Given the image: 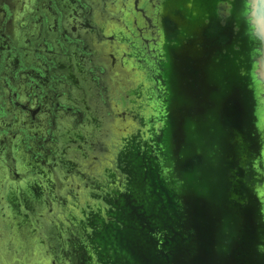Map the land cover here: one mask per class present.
I'll return each instance as SVG.
<instances>
[{"label":"rangeland","instance_id":"374dc122","mask_svg":"<svg viewBox=\"0 0 264 264\" xmlns=\"http://www.w3.org/2000/svg\"><path fill=\"white\" fill-rule=\"evenodd\" d=\"M2 1L13 6L14 22L10 25L11 19L3 17L5 12L0 9V32L9 37L4 40L0 36V50L6 48V44L9 46L5 49L7 54L0 51V102L11 115L9 121L3 123L17 133L24 128L32 134L26 141L28 149L22 141L24 136L16 143L24 156L21 164L24 167L39 164L44 169L39 177H28L24 182L36 184L41 181L58 201L48 207L44 205L40 212V224L45 219L51 220L49 228L43 226L40 230L42 233L37 228L41 237L53 241L52 247L56 243L60 245L61 256L68 255L80 264L92 248L97 250L96 243L111 241V234H119L130 225L131 209L139 212L137 204L140 202L136 198L140 192H145L146 177L156 164V172H160L158 179L167 180L169 188L180 193L179 202L183 205L178 207L184 209L180 210L181 221L175 224L164 216L173 232L170 234L164 228L163 218L162 226L153 225L151 221L147 227L144 216L140 229L135 227L138 224L134 219L135 233L138 231L134 235L136 242L140 241L141 233L148 236L143 244L147 255L142 256L156 264H255L251 261H254L253 257L250 261L246 257L243 262L242 259L237 262L236 258H239L233 250L226 249L215 255L218 244H214L213 229L218 223L215 214L218 173L224 170L225 181L227 178L231 186L237 184L239 187L244 185L243 177L257 173L258 164L251 165L244 155L237 161L236 157H225L227 148L221 154L222 147L217 149V140L220 133L236 132V125L245 128L246 138L250 137L251 128L258 134L259 129L254 123L257 118L242 117L236 109L243 113V108L252 99L257 107V100L264 94L255 91L259 90L257 86L250 92L246 89L251 85L245 86L264 74V0H215V9H207L204 15H201L204 7L200 0L197 3L193 0H83L88 4L87 8L80 0H57L63 12L59 17L54 15L48 0ZM42 11L49 17V21L42 19L45 24L38 19ZM190 15L195 25L187 31L184 18H190ZM58 19L60 28L54 23H58ZM211 26L214 28L206 37L204 30ZM99 29L112 36V40L100 39ZM61 31L85 41V50L91 51L89 72L98 67L102 70L101 75L96 72L98 82L96 78L92 82L85 72L86 64L81 61L76 48L69 52L70 56H64L67 52L44 46L58 41ZM34 42H37L36 46ZM134 49L139 57L130 54ZM38 51L58 64L55 73L65 74L70 81L67 79V83L61 84L52 80L49 66L44 68L47 74L39 75L41 88L30 89L32 66L44 67L45 63L37 56ZM243 53H246L244 57ZM10 56H14L12 61L3 64L4 57ZM213 60L215 66L210 65ZM21 64L24 68H20ZM220 79L222 89L218 90ZM237 79L238 83H232L228 93L224 85ZM4 80L17 87V96L13 97L14 89H8ZM237 90H246L247 96L241 92L243 95L233 99L238 95ZM220 93L222 99L229 95L232 104L222 103V100L219 103ZM61 101L73 104L80 114L65 110L54 113L55 104ZM37 109V113L31 114ZM58 114L61 121H58ZM166 115L169 121L171 119L170 123ZM110 120L113 123L106 129ZM51 129L55 138L47 139ZM255 144L258 146L257 142ZM3 147L0 143L1 151ZM241 150V154H248L252 159L253 153L247 148ZM255 152V159L259 156L260 162V151ZM6 155L1 156L4 162L8 159ZM262 159L264 161V156ZM24 182H19L18 188ZM139 183L141 187H138ZM262 187L264 190V181ZM23 189L28 200L37 205L39 199H32V193ZM155 190L159 191L158 188ZM130 197L135 203L129 204L136 208L121 206V202L125 203L124 199ZM253 199L255 201L253 194L250 197L242 194L239 208L245 217L252 216ZM231 204L230 201L224 205L229 214ZM56 206H61V216ZM85 207L96 210L94 215L88 211L86 216L91 218L87 236L81 232ZM262 224L261 219L256 222L252 233L256 234ZM189 236L196 239L193 251L187 258L180 259L184 244L190 242ZM116 238L114 236L115 241ZM16 239L24 241V235L16 233ZM81 239L87 249L82 246L78 250ZM167 239L174 241L171 251L166 247ZM248 247L244 251L251 250L252 246ZM4 254L0 255V264H11ZM16 255L23 254L16 250ZM134 257L137 263L141 259Z\"/></svg>","mask_w":264,"mask_h":264},{"label":"water","instance_id":"95a60500","mask_svg":"<svg viewBox=\"0 0 264 264\" xmlns=\"http://www.w3.org/2000/svg\"><path fill=\"white\" fill-rule=\"evenodd\" d=\"M195 3L198 2V0H193ZM200 5L202 7H204L203 11L201 12V15L206 13V10H213L214 8V3L215 0H200ZM120 15V14H119ZM109 16L112 17V13H109ZM191 16V15H190ZM185 25H186V29L191 30L194 25V19L191 16L190 18L185 17ZM214 19H212L213 21ZM214 23L216 22V20L213 21ZM211 24V22H210ZM227 26V25H226ZM213 26L206 28L204 30L205 36L209 37L210 33L213 30ZM234 45V43L232 44V46ZM250 52V51H248ZM238 55V54H237ZM246 55V53H243L242 56L244 57ZM111 58V57H110ZM219 60H224V58H218ZM247 60L250 62L249 56L247 55ZM249 62H247L246 64H249ZM208 63V62H207ZM206 63V64H207ZM211 66H215L216 62L213 60L210 62ZM264 73V72H263ZM264 75V74H263ZM261 77H256L253 79V77H250V83L247 84L245 83V86L248 87L251 85V87L247 88L246 90H255L254 88L257 86L258 87V91L255 90L258 94H260L261 91L264 92V76ZM236 77H240V75L238 76V74H236ZM161 77H159L160 79ZM230 78V77H229ZM229 80V79H228ZM247 82H249V80H247ZM222 80L220 79L219 82L217 83V89H222L221 84ZM234 84L238 83V79L237 80H233L232 82L229 81V83H227L226 85H224V87H226L228 90L229 88ZM236 87V86H235ZM242 90V89H240ZM245 90V92H246ZM220 92V91H219ZM242 92V91H241ZM237 90V96L233 99L237 100L239 98L240 95H243L242 92ZM250 92V91H249ZM55 94V92H53ZM228 93H230V90L228 91ZM222 95L223 94H218L219 97V103H225L228 102V104L230 105V103L232 104V98L229 95H226V98L222 99ZM245 95L247 96V93H245ZM251 97V96H250ZM261 101L258 102V101ZM259 100H257L256 103H258L257 107H255V100H251V102H249V104L247 103V106L244 107L243 109H245L244 111H242L243 113L240 112L241 109H236L237 112L243 117H253V118H257L255 123V126L258 127L259 131L258 134L257 133H253V129L251 128V130L248 132V134L250 135V137H244L245 134H247L245 128L243 126H237L236 128H238L236 130V132L234 131L233 133H229V134H225L223 133L221 135V133L219 134L218 140H217V149L219 148V146H221L222 148L220 149V153L222 154V150H224V148H227V150H224V155L225 157H229L232 156L233 158H237L236 160H240V157H242L243 155L246 157V159L250 160L252 163L251 165L256 166L255 172H257L256 174L254 172H251V174L245 178H244V185L239 187L237 184L236 186H231L230 182H227V178L225 181V172L223 170L222 173H218V177H217V193H216V203H215V208H216V217L218 218V223L216 224V226H214L215 228L213 229V236L214 238H216V241H214V244H218V247L215 246L214 249V253L215 255H220L222 254L224 251H226V249L228 250H233L235 256H238L239 259L236 258L237 262L238 260L242 259L243 260L246 258L247 261H250V259L253 257L255 258L254 261L253 259H251V261L255 264L260 263V264H264V260L261 258H264V190L262 187V183L264 181V175L262 173H264V161L262 159V157L264 156V94L262 93V95L260 96ZM227 104V105H228ZM57 105V104H56ZM226 105V104H225ZM57 108V106H54ZM39 110V109H38ZM54 113L56 112H60L61 111V107H59L58 109H54L52 110ZM37 113L38 111L35 110L34 112L31 111V114ZM59 115V120L61 121V115ZM239 116V117H241ZM167 121H169V117H167ZM171 122V119L169 121V123ZM250 122V121H249ZM111 123H113L112 120H110V122L107 123V126L105 127L107 129V127H109V125L111 126ZM168 123V122H167ZM168 123V124H169ZM251 123V122H250ZM239 124V123H238ZM51 128V127H50ZM246 133H244V132ZM48 137V135H47ZM15 139V138H14ZM18 141V139L16 141L13 140V144L11 146H9L8 149V156L12 157L17 154V157L19 158V162H18V166L21 168V161L22 159H24L23 154L21 153L20 150V145L16 144ZM261 141V142H260ZM257 142L258 146L255 144ZM247 148V151H250V153H253V157L252 159H249V155L247 154H241L242 150L241 149H245ZM255 150H258V152L260 151V155H261V161H259V156L257 159H255L257 157V153L255 152ZM262 151V154H261ZM218 156V154H217ZM9 157H8V161H9ZM219 158V157H218ZM6 162V161H5ZM156 164L153 165V169L148 173V176L146 177L147 180L145 181V192L144 193H139L138 198H136L140 203L139 205L137 204V209L139 210V212L136 211V209L133 208V210L131 209V217L132 220L130 221V225H128V227H124L123 231H120L119 234L117 232V234H111V241L109 240H105L102 243H96V249L92 248L91 252H88L87 255L90 257L86 258V257H82V262H79L80 264H156V262H153L152 259H146L144 258L145 252V248L143 246L144 242L146 244V239H148L147 235H143L142 233L139 235V239L140 241L135 240L134 235H136L138 233H135L136 229L133 227L134 224H132L135 221L137 222V226H135L137 229L139 228V225L142 223L143 224V217L145 216L147 218V220L145 221L147 223V227L150 226L149 222L152 221L153 225L158 223L159 225L162 226L161 223H163L165 220V217H167V221L171 222L172 224L176 223V221H181L180 218V210L184 209L179 208L178 205H183V203L179 202V199H181V195L177 194L175 191H173L172 189L169 188V184L167 182V180H159L158 179V172H156L155 169ZM7 167V166H6ZM5 166L2 167V169H6L8 176H5L4 179H0L2 181V190H4V188L7 186V182L9 183V181H12L13 178L11 176V169L10 167H13V162L10 161L9 162V167L6 168ZM241 173V170H239ZM262 171V173H261ZM20 175L17 177H14V180L20 181V180H25V178H27L28 176L26 174H24L23 171H20ZM238 173V172H237ZM239 174V173H238ZM240 175V174H239ZM18 178V179H17ZM241 178V177H240ZM239 178V179H240ZM239 179L237 180V182H239ZM53 180L55 181V179L53 178ZM145 180V179H144ZM57 182V180H56ZM143 182V181H142ZM61 185V184H60ZM228 185H230V187H227ZM138 187H141V183L138 184ZM155 188H158L159 191H156ZM31 190V189H30ZM30 193V192H28ZM242 194H245L246 197H250V194H253L255 196V201L253 199L252 201V205L250 206L251 209V214L252 216L249 217H245L244 213L242 212L241 208H239V205H241L242 202ZM134 199V198H133ZM132 199V197H130L128 200L124 199L125 203L122 201L121 202V206H124L125 208L129 207L132 205L133 207L136 208V206H134L133 204H129V202H134L135 201ZM231 201V214H229V210L224 209V205L226 203H230ZM177 207V208H176ZM230 208V207H229ZM56 209L58 210V213L61 216V206H56ZM48 212V211H46ZM45 213V212H43ZM165 216V217H164ZM136 217V218H135ZM228 217H232L228 218ZM163 218V220H162ZM250 218H252V220H250ZM48 219V218H47ZM229 219H231V224H229ZM263 221L262 224V228L256 232V234H253L252 231L255 228V224L256 222H258L259 220ZM46 220V219H45ZM43 222L42 226L35 224V226H38L35 228L36 233L37 232V228L39 229V232L42 233L40 230H42L41 228H49L50 225H48V222H51V220L49 221H45ZM149 220V221H148ZM248 220H250L249 222H247ZM1 221V220H0ZM162 221V222H161ZM167 221L165 220L164 222V228L166 230H169V234L173 233L170 230V226H168ZM228 221V222H227ZM145 223V224H146ZM45 224V225H44ZM60 224V223H58ZM44 226V227H43ZM61 226V224L59 225ZM55 228V226H53ZM4 228L2 227V224L0 222V240L3 239L4 237V233L6 232V230H3ZM140 229V228H139ZM17 231V235H24V241H19V245H24L26 247V244L28 243V246L25 249V255L23 254L21 259L22 261H19L17 264H25V261L28 260L29 264H41V263H45L46 264V259L49 257L50 260L53 256V252L49 251L48 246L51 245L50 240L47 237L42 236L41 234L38 233L40 236H30L28 238V241H26V235L24 234L25 231H27V227H25V225H18V228H16ZM154 231V230H152ZM135 233V234H134ZM37 235V234H36ZM114 236H116V241L114 240ZM145 236V237H144ZM38 238H42L43 240H41V243L38 241ZM99 238V237H98ZM142 238V239H141ZM189 240L190 242H188V244H184L185 248L183 249V256H180V259H185L189 256V254L193 251V243H196V239H193V236L190 237L189 236ZM185 241V240H183ZM112 242V243H111ZM40 243V244H39ZM110 243V246H107V244ZM168 243V244H166ZM174 241L170 239V241L167 239V241H165V244L167 245L166 247L171 251L173 246ZM95 244V243H94ZM248 246H252L251 250L250 249H246V251H244V248H249ZM143 248V249H142ZM260 250V251H259ZM175 251V250H173ZM247 252V253H246ZM256 252V253H255ZM261 253L260 256L258 258V253ZM84 253V252H83ZM134 255L138 258H141L138 263L136 258L134 257ZM147 255V253L145 254ZM68 255H64V258H67L66 262H69L71 264H78L75 262L74 259H71V261H69V257H67ZM43 260V261H42ZM136 262V263H135ZM245 262V261H244ZM47 264H54L52 261L47 263ZM241 264V263H239Z\"/></svg>","mask_w":264,"mask_h":264},{"label":"flooded vegetation","instance_id":"af4514ba","mask_svg":"<svg viewBox=\"0 0 264 264\" xmlns=\"http://www.w3.org/2000/svg\"><path fill=\"white\" fill-rule=\"evenodd\" d=\"M50 3V7L53 10V13L56 17L61 16V8L59 6V2H57V0H48ZM17 2V1H16ZM80 3L83 4L84 8H87L88 4H86V2H84L83 0L79 1ZM18 5V4H17ZM16 5V7H17ZM0 9L3 10V12H5V16L8 19H13L12 16V10H13V6H11L9 3L0 0ZM43 14L42 16H39V20L42 19H46L49 21V17L47 16V14L42 11ZM45 14V16H44ZM16 21V20H15ZM42 22H44V20H42ZM13 21L10 22V25L13 26ZM56 27L59 24V19H58V23L57 21L54 22ZM45 24V22H44ZM89 27V26H88ZM44 28V27H43ZM58 28H60L58 26ZM60 30V29H59ZM44 33V32H42ZM99 37L100 39H107L106 41H108L109 39L112 40V36L109 35H105L103 33H101V30H98ZM59 38L58 41L56 40L55 43H49L48 44H44V46L46 48L49 49H53V48H58L59 50H62L63 52H67V54H65L64 56H70V53L72 49L76 48L78 53H80V58H82V62H84L86 64V73L89 76V78H91L92 82L94 81V78H96V82H98V74L96 72H98L100 75L102 74V70L100 67H98V69H90L89 72V58L91 57V54L89 50H85L86 46H85V41L81 38H76L75 37H71V35H69L68 33H63L58 32ZM0 36L2 38H4V40L9 39V37L6 34H2L0 32ZM105 36H109V37H105ZM0 37V38H1ZM13 37V34H12ZM42 40V39H41ZM109 40V41H110ZM37 42H34L33 44L36 46ZM74 46V47H73ZM9 46L8 44H6V48L3 47L0 51L5 52L7 54V51L5 49H8ZM56 48V49H57ZM55 50V49H53ZM0 52V53H2ZM131 52V51H130ZM132 54V53H130ZM124 55L127 57L128 56L124 53ZM129 55V54H128ZM133 56L136 55L137 57H139L140 55L138 54H132ZM27 56H30L29 53H27ZM37 56L41 57L42 60H44L45 63H43L44 67H40L39 65H35L32 66V74L30 75V81H29V87L30 89H35V88H41V86H39V83H41L39 81V75H44L47 74V70H45L44 68H48L50 66L51 72L53 73L51 75V79L52 80H56L59 83H67V79L70 81L69 77H67L65 74L64 76H61L59 74V72L55 73V71L57 70V68L59 67L58 64L55 61H49L48 58L49 56L46 54L42 55V51H38ZM14 56H10L8 58L3 59L2 63L6 64L12 61ZM131 57V56H130ZM134 58V57H133ZM1 61V59H0ZM125 62V61H124ZM20 68H24L23 64L20 65ZM77 67H79V65L76 64ZM100 66V65H99ZM31 67V66H30ZM102 67V66H101ZM20 73V72H19ZM19 73L16 74V76H19ZM38 75V76H36ZM61 73V72H60ZM55 74V75H54ZM36 76V77H35ZM38 83V84H37ZM4 85L8 88V89H14L13 90V97L17 96L19 94V91L17 89L16 86H14L9 80L7 82H5L4 80ZM74 85V84H73ZM57 104V105H56ZM55 106H57V109L59 107H61V110H65V111H76L74 108V105L71 103H67L64 101H61L60 103H56ZM38 111V109H37ZM36 113V112H35ZM77 114H80V112L78 113L76 111ZM11 118V115L9 114V112L7 111L5 105H3L2 102H0V143H3L4 147L3 150H0V161L2 163V166L4 167H9V162L12 161L13 162V167H10L12 173L11 176L13 178L12 181H9V183L7 182V186L4 188V190H2V181L0 180V222L2 224V227L4 228L3 230H6V232L4 233V237L3 239L0 240V255L2 252H4L5 254L3 255L4 258H8L9 260H11V264H17L19 261H22L21 257L22 256H17L16 255V250H19L22 254L25 255V249L28 246V243L26 244V247L24 245H19V241H17L16 239V228H18V225H25V227H27V231H25V235H26V241H28V238L32 235H38V233H36L35 228L37 226H35V224L42 226V224H40L41 222L39 221L41 219L42 216V210L45 208L44 205H46V207H48L51 203H58L57 200H55L53 198V195H50L47 192V185H43L41 183V181H37V183H30L28 184L27 182H24V180H14V177H17L20 175V171H23L24 174H26L28 177H32V176H36L39 177L38 174L43 171L44 167H42L39 164L36 165H31L28 167H24V165L21 164V168L18 166V162H19V158L17 157V154H15L12 157H9V161L6 157V162L3 161V158L1 157L2 155L7 154L8 155V149L9 146H11L13 144V140L16 141L17 139H21L22 136H24V138L22 139L23 144H25L26 149L27 148V143L26 141H28V139H30V137H32V134H30L29 132H27V130H25L24 128H22L24 131L22 132H15L13 131L11 128L8 127V125L4 124V121H9V119ZM47 137V135H46ZM54 139V132L52 131V129L49 132L48 138L47 139ZM15 138V139H14ZM6 155V156H7ZM6 167V168H7ZM47 169H49L47 167ZM1 171V175H0V179H4L5 176H8L6 169H0ZM27 177V178H28ZM18 179V178H17ZM19 182H24L23 184H21V187L18 188V183ZM23 188H25V192L29 191L30 193H32V199L35 197H37L39 200H37V205H33L29 200L27 195H25L23 193ZM31 189V190H30ZM40 193V195H39ZM50 196V197H48ZM31 199V200H32ZM4 203V206H3ZM54 205V204H53ZM88 211L91 212L93 215L96 213V210L94 208H89L85 207V211L82 213V221H81V232L82 235L87 236L88 235V223L91 222V218H88L86 216H88ZM72 221V220H71ZM60 222H57V224ZM74 223V222H73ZM76 223V222H75ZM61 224V223H60ZM42 229V228H41ZM37 230V229H36ZM43 230V229H42ZM38 232V231H37ZM85 232V233H84ZM39 242L41 243V240H39ZM39 243V244H40ZM51 245L48 246L49 251L53 252V256L50 260V258L48 257L46 259V264L49 262H53L54 264H71L67 261V258H64V255L61 256V247L60 245L58 246L57 243L55 244V247H52L53 241H50ZM84 246L85 249H87L85 243H83V239H81L80 242V246L78 248L81 249V247ZM13 252V254H12ZM90 257L87 255V258ZM28 260L25 261V264H29ZM43 261V260H42ZM69 261H71V259H69ZM2 263V261H1ZM3 264V263H2ZM41 264H45V263H41Z\"/></svg>","mask_w":264,"mask_h":264},{"label":"bare ground","instance_id":"6f19581e","mask_svg":"<svg viewBox=\"0 0 264 264\" xmlns=\"http://www.w3.org/2000/svg\"><path fill=\"white\" fill-rule=\"evenodd\" d=\"M134 51V52H133ZM133 51H131L132 52V54H138L139 55V53L138 52H136L137 50L136 49H134Z\"/></svg>","mask_w":264,"mask_h":264}]
</instances>
